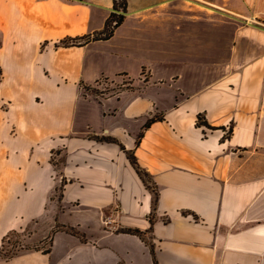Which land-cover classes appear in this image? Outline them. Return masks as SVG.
<instances>
[{"label": "crops", "instance_id": "crops-1", "mask_svg": "<svg viewBox=\"0 0 264 264\" xmlns=\"http://www.w3.org/2000/svg\"><path fill=\"white\" fill-rule=\"evenodd\" d=\"M113 4L0 0V246L55 228L49 253L0 264H154L150 245L157 264H264V0H126L109 38L56 46ZM121 73L132 87L89 91Z\"/></svg>", "mask_w": 264, "mask_h": 264}, {"label": "rangeland", "instance_id": "rangeland-1", "mask_svg": "<svg viewBox=\"0 0 264 264\" xmlns=\"http://www.w3.org/2000/svg\"><path fill=\"white\" fill-rule=\"evenodd\" d=\"M134 84V81L128 78L127 76H111L107 78H101L97 80L93 85L89 86V91H92L93 93H98L102 95H111V94H116L117 91H120L121 89L127 88V87H132ZM61 188L62 186H59L56 189V192L53 196H51L52 200H55L56 198L58 199L60 197L61 193ZM56 197V198H55ZM72 216H66V218H71ZM49 221V220H48ZM48 221H45L41 225L40 233L46 232L49 230L48 228ZM34 221H31L29 225L27 224L20 229L16 230H10L7 234V236L4 237V242L3 245L0 246V255L4 257V255H10L14 256L18 252L21 251H26L32 252L34 250H38L40 252H43V250H51V239L50 237L52 236L53 230L49 233V235L45 238H38L33 232L34 230ZM57 228L60 230H66L67 232L71 231L70 226H62L58 224ZM74 230L77 231L75 227H73ZM116 231L120 230V227H117L115 229ZM77 233H80L77 231ZM37 248V249H36ZM43 254H45L43 252ZM0 259H5L1 258ZM8 259V258H7ZM47 262V261H46Z\"/></svg>", "mask_w": 264, "mask_h": 264}, {"label": "trees", "instance_id": "trees-1", "mask_svg": "<svg viewBox=\"0 0 264 264\" xmlns=\"http://www.w3.org/2000/svg\"><path fill=\"white\" fill-rule=\"evenodd\" d=\"M113 2H114L113 10L110 12V15L107 18L106 23L104 24V27H103V29L101 31L99 30L98 32H95L93 35H85V36L82 35V36H75V37H69V38L65 37L63 39H60L56 43V46L57 45H66V46H68V45H76V44H79V43H83L84 44V43H87L88 41L94 40V39H107V38H109L113 34L114 28L117 27L118 25H120L121 22L123 21V18H124V14L123 13L127 9L126 0H113ZM119 11H121L122 13H119ZM120 75L125 76L126 73L117 74V76H120ZM162 118H163L162 116H154L144 126L147 128V126L152 121H154L155 119H162ZM196 124L198 126L205 125V126L213 129L212 125L207 123L202 115H198ZM230 133H231V129H229V131L227 132V135L229 136ZM227 135H225V136H227ZM141 136H142V133L139 134L138 141L140 140ZM103 139H106V140H109V141H113V142H117V140L115 138L111 137V136L104 137ZM120 146H121V148L124 151H126V153L128 155L129 162L135 168V170L137 171L138 175L142 178L144 183L149 186V183H151L149 173L137 162L134 152L127 150L122 144H120ZM152 190H153L152 191V193H153V201H152L151 209H152V214H153V212L155 211V209L157 207V200H158L157 191H158V188L156 186H152ZM70 230H71V231H69L70 233L79 235V233H77V231L74 230V228L72 226H70ZM54 231H55V229L53 230V232ZM124 231H126L128 233L138 234V235H140L142 233L139 229H127V230L125 229ZM7 234L5 236H7ZM5 236H3L2 245H3V242H4V237ZM51 237H50V239H51ZM150 250H151V252H152V254L154 256L153 257L154 264H157L156 259H155V250H154L153 245H150ZM0 252H1V250H0ZM43 252L46 254V253H49L50 250L49 249L43 250ZM0 257L7 259V258H11L12 256L4 255V257H3V256L0 255Z\"/></svg>", "mask_w": 264, "mask_h": 264}, {"label": "built area", "instance_id": "built-area-1", "mask_svg": "<svg viewBox=\"0 0 264 264\" xmlns=\"http://www.w3.org/2000/svg\"><path fill=\"white\" fill-rule=\"evenodd\" d=\"M120 13V12H119ZM228 131H225V134L227 133ZM116 221H114L110 216L106 217L104 219V224L107 226V227H110V229H116V225H115Z\"/></svg>", "mask_w": 264, "mask_h": 264}, {"label": "water", "instance_id": "water-1", "mask_svg": "<svg viewBox=\"0 0 264 264\" xmlns=\"http://www.w3.org/2000/svg\"><path fill=\"white\" fill-rule=\"evenodd\" d=\"M111 9V11L113 10V8H110ZM120 13H122L121 11H119ZM125 13V12H124Z\"/></svg>", "mask_w": 264, "mask_h": 264}]
</instances>
